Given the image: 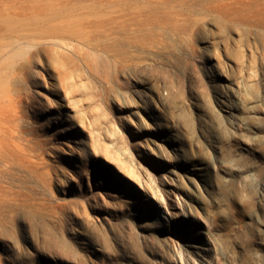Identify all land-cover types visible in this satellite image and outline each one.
Returning <instances> with one entry per match:
<instances>
[{
  "label": "rangeland",
  "instance_id": "rangeland-1",
  "mask_svg": "<svg viewBox=\"0 0 264 264\" xmlns=\"http://www.w3.org/2000/svg\"><path fill=\"white\" fill-rule=\"evenodd\" d=\"M0 264H264V0H0Z\"/></svg>",
  "mask_w": 264,
  "mask_h": 264
}]
</instances>
